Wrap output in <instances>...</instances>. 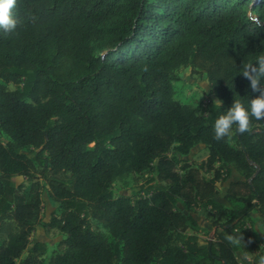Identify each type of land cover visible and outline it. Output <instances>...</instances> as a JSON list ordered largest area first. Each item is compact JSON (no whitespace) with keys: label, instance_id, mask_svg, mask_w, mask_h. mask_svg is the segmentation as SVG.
Masks as SVG:
<instances>
[{"label":"trees","instance_id":"1","mask_svg":"<svg viewBox=\"0 0 264 264\" xmlns=\"http://www.w3.org/2000/svg\"><path fill=\"white\" fill-rule=\"evenodd\" d=\"M13 12L16 29H0V226L14 230L0 264H45L38 226L65 235L48 264H251L226 237L258 250L246 224L256 214L264 228V120L222 140L213 125L259 95L241 72L264 56V0H16ZM184 68L208 79L217 104L204 113L175 98ZM198 145L207 160L181 163ZM230 167L242 179L225 200L244 207L201 247L184 237L199 224L191 211L227 216L218 185ZM148 174L146 192L113 193L116 179ZM36 175L62 211L48 223L40 193L29 200L16 181Z\"/></svg>","mask_w":264,"mask_h":264},{"label":"rangeland","instance_id":"2","mask_svg":"<svg viewBox=\"0 0 264 264\" xmlns=\"http://www.w3.org/2000/svg\"><path fill=\"white\" fill-rule=\"evenodd\" d=\"M179 80L175 83L176 100L182 104L192 105L200 107L202 113L206 112L210 105L217 104L216 99L210 92L208 79L205 74L194 73L190 68H184L179 73ZM9 90L17 89L15 85H8ZM228 107V106H226ZM0 138L3 142H7L9 138L0 133ZM233 144V143H232ZM29 154L27 150L24 151ZM208 150L203 145L196 146L188 156H178L181 163H189L193 166L200 167L208 158ZM172 156V154H170ZM219 165H217L218 167ZM230 177L227 181L218 185V199L224 203L227 208V216L219 217L218 214L211 210H197L193 209L191 212L195 215L199 224L195 227L190 226V230L186 232L184 237L189 235H196L199 238L200 246L205 247L209 241H213L214 222L218 221L224 224L228 219L234 218L238 211H240L244 204L240 201H227L225 195L227 191V185L229 182L242 179V175L234 168L230 167ZM226 172V169H224ZM226 174V173H225ZM207 177H211V173L205 174ZM38 175H36L37 178ZM152 178V174L144 176L125 175L115 180L112 190L115 196L135 197L141 194L148 186V181ZM16 181L23 186L22 193L30 200L36 193H40L43 201V208L41 212V218L45 223L50 222L51 218L57 217L61 214V209L56 204L50 194L49 187L44 182L37 179L27 180L24 177H17ZM146 192V190H145ZM180 209L183 210L181 206ZM93 229L102 232L108 240L111 248H114L115 241L100 224L93 222ZM246 227L252 232V237L258 244V250L253 253H246L244 244L239 246V252L237 257L239 261H246L251 264H257L260 255H264V228L260 219L256 214L251 215V219L247 221ZM14 230L12 223L6 222L0 226V244L5 243L8 240L9 234ZM65 238V235L58 229H50L44 226H38L35 233L32 236V243L35 244L38 241L45 242L48 246V252L45 257V264H48L52 252L57 248L58 243ZM26 253L23 255V258ZM247 257V259H244ZM195 264H208L209 261L204 257H197L193 259Z\"/></svg>","mask_w":264,"mask_h":264},{"label":"clouds","instance_id":"3","mask_svg":"<svg viewBox=\"0 0 264 264\" xmlns=\"http://www.w3.org/2000/svg\"><path fill=\"white\" fill-rule=\"evenodd\" d=\"M16 0H0V29L12 32L16 29L18 20L13 9ZM241 74L250 81V86L259 95L251 97L245 103L235 99L233 105L219 115L213 125L214 137L222 140L231 136L233 128L240 134H244L251 126V121L264 120V56H260L253 64L244 65ZM226 239L233 246H240L242 237L239 235H228ZM247 259V257H244ZM257 264H264V255H260Z\"/></svg>","mask_w":264,"mask_h":264},{"label":"water","instance_id":"4","mask_svg":"<svg viewBox=\"0 0 264 264\" xmlns=\"http://www.w3.org/2000/svg\"><path fill=\"white\" fill-rule=\"evenodd\" d=\"M215 230H216V228H214V231H213V236H214V234H215Z\"/></svg>","mask_w":264,"mask_h":264},{"label":"crops","instance_id":"5","mask_svg":"<svg viewBox=\"0 0 264 264\" xmlns=\"http://www.w3.org/2000/svg\"><path fill=\"white\" fill-rule=\"evenodd\" d=\"M195 235V234H194Z\"/></svg>","mask_w":264,"mask_h":264}]
</instances>
